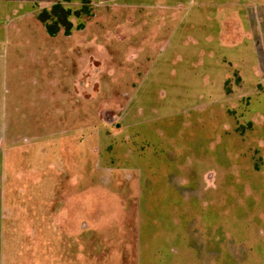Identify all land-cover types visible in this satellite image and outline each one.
Here are the masks:
<instances>
[{"label":"rangeland","instance_id":"rangeland-1","mask_svg":"<svg viewBox=\"0 0 264 264\" xmlns=\"http://www.w3.org/2000/svg\"><path fill=\"white\" fill-rule=\"evenodd\" d=\"M81 1L0 0V112L18 129L7 222L42 238L48 198L27 150L46 139L61 143L52 178L74 168L52 187L69 225L84 190L83 264H135L142 224L164 221L195 231L203 264H264V0H86L82 30L49 36L38 14Z\"/></svg>","mask_w":264,"mask_h":264},{"label":"crops","instance_id":"crops-1","mask_svg":"<svg viewBox=\"0 0 264 264\" xmlns=\"http://www.w3.org/2000/svg\"><path fill=\"white\" fill-rule=\"evenodd\" d=\"M172 4L180 3V0H169ZM201 4H204V0H199ZM197 2V0H194ZM198 3V2H197ZM2 80H0V85L2 86ZM0 100H2V95L0 94ZM9 118L3 114V111L0 112V184L6 181L4 173V156L7 145H13L14 142L11 140V137L18 132L17 128L8 127L3 124V119ZM46 141V139H45ZM45 141L42 142V146H36L34 149L31 147L30 150H27L28 154L35 153L36 159L29 156L27 158V163L30 160L37 162L34 169L30 167V171L33 169L35 175H32L36 181L38 177L39 182L43 183V190L46 192V204L44 203V223L42 228V238L41 234L37 233L38 228H34L35 235L33 238L29 239L26 237V231L28 229L27 223L24 225H19L17 228H12V226L7 222V215H9L8 208H6V195L4 192L0 195V264H83V242L85 239H88L86 235L87 232L92 230H84V220H83V207L82 201L84 198V190L80 188L79 191L75 193L72 192L69 198H75L78 200V204L81 206H76L75 215L72 216V222L70 225L66 222L65 214L67 213L68 199L66 195L62 193H56L54 199H58V207H52V187L54 185V190H56L57 184L65 182L71 173L70 169L73 171L74 168L70 166L69 161H65L60 166L62 167V177L52 178L51 174L48 172H53L58 169V163L56 159L58 155L53 158L57 150V145H60V142H57L56 145L50 149L46 145ZM51 156V159H50ZM38 163H42L43 165ZM66 170V173L65 171ZM75 180L70 179L72 184L77 183L78 177L83 182L84 172L83 166L80 164L75 168ZM29 168L24 172L20 173L17 182L25 181V175L30 173ZM38 173V176L36 175ZM73 172L71 173V176ZM42 177V178H41ZM38 181V180H37ZM15 182V183H17ZM81 182V183H82ZM8 183V182H7ZM45 185V187H44ZM40 187V186H39ZM1 188V185H0ZM53 213L56 217V220L53 221ZM195 215V214H194ZM193 215V216H194ZM221 219V216H220ZM219 219V220H220ZM79 220V221H78ZM195 220V216H194ZM213 221L212 217L209 215L205 216L204 223L206 228L211 229V222ZM162 222V221H161ZM158 223V222H155ZM164 223V224H163ZM179 227L177 231L176 228ZM196 226V224H195ZM15 227V226H14ZM186 227V226H185ZM180 228V226L173 224V222L164 221L160 224L146 223L142 224V234L141 231L138 237V248L139 254L134 259L135 264H195L196 258L200 264H203L201 256L197 255V245H196V233L192 234L187 227ZM222 230V226H220ZM219 231V234L221 232ZM19 232L16 234L17 237H10V234L13 232ZM182 231V232H181ZM178 233V234H176ZM156 235H161L160 240L154 243V238L157 239ZM78 247L80 248L78 252ZM184 247V248H183ZM75 248V255L71 252ZM183 249V250H182ZM191 251L192 256L188 258L187 254L183 253ZM221 254L216 258L215 264L221 263ZM209 256V255H208ZM188 259L190 261H188ZM133 261V259L131 260ZM210 262L214 260L210 257Z\"/></svg>","mask_w":264,"mask_h":264},{"label":"trees","instance_id":"trees-1","mask_svg":"<svg viewBox=\"0 0 264 264\" xmlns=\"http://www.w3.org/2000/svg\"><path fill=\"white\" fill-rule=\"evenodd\" d=\"M91 16L92 9L89 7V2L82 0L81 7L76 10L64 6L62 3H56L49 9L42 10L37 18L44 25L49 36L55 37L60 31H64L65 35L69 36L74 29L82 30L85 20ZM72 19L78 21L76 26Z\"/></svg>","mask_w":264,"mask_h":264}]
</instances>
